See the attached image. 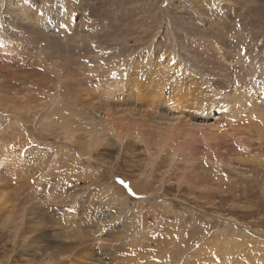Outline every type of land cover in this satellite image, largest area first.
<instances>
[{
    "label": "rangeland",
    "instance_id": "1",
    "mask_svg": "<svg viewBox=\"0 0 264 264\" xmlns=\"http://www.w3.org/2000/svg\"><path fill=\"white\" fill-rule=\"evenodd\" d=\"M263 68L264 0H0V264H264L261 119L254 105L246 122L208 114L206 85L190 89L204 74L239 99ZM150 79L192 120L180 131L152 118L180 111L155 106ZM236 139L259 151L234 154ZM68 240L71 256L52 255Z\"/></svg>",
    "mask_w": 264,
    "mask_h": 264
},
{
    "label": "bare ground",
    "instance_id": "2",
    "mask_svg": "<svg viewBox=\"0 0 264 264\" xmlns=\"http://www.w3.org/2000/svg\"><path fill=\"white\" fill-rule=\"evenodd\" d=\"M11 18V17H10ZM222 20V19H221ZM9 23V22H8ZM16 26V25H15ZM14 27V26H13ZM18 27V26H17ZM12 31H13V28L11 29ZM13 35V34H12ZM76 39V38H75ZM152 52H151V50H150V54H151ZM128 59L126 60L127 62L123 65V66H128V65H130V64H133L135 61H136V55H134V56H131L130 58L129 57H127ZM146 60H148V62L149 63H147V65L149 66V67H152V66H154V61L152 62V59H150L149 57H148V59H147V57H146ZM114 62V61H113ZM180 64H179V69H181V72L182 73H180V75L181 76H185L186 74H189V72L190 73H193V74H195V73H200L199 72V69H198V67H196V65H194V63H193V66L191 67L189 64H187L186 62H184V61H182V62H179ZM189 65V66H188ZM198 65H200V64H198ZM84 66V65H83ZM201 66V65H200ZM100 69V68H99ZM101 70V69H100ZM118 70V69H117ZM120 70V69H119ZM263 70H264V68H263ZM112 72H114V71H112ZM261 72H263V71H261ZM107 73V72H106ZM115 73H116V71H115ZM179 73V72H178ZM103 74V73H102ZM112 74V73H111ZM193 74H191V75H193ZM198 75H200L201 76V80H198L196 77H194L195 79H192V83H191V86H190V89H199L200 88V84L202 85H206L205 86V89L204 90H206L207 92V95H208V97H209V99H211V101L209 102V101H207L206 102V107L208 108V114L209 113H211L212 111H210V110H212V109H215V107H217V106H219V105H222V107L224 108V109H228L227 110V113L230 115V119L232 120V121H238V119H240V118H243L242 120H243V122H246L247 120H248V118H246L247 116H245L244 114V112H242V110H245V111H247V110H249L250 108H252L253 107V105H254V109L256 110L255 112L257 113V115L260 117L259 119H261V125L260 126H262V130L260 131V130H256V132L255 133H257L258 135H259V144H261V145H259V148L261 149L263 146H262V143H263V140H264V110L263 111H260L259 109H257V106H258V104H256V99H257V97H258V94L260 93V95H261V92L262 91H264V78L263 79H261V82H258V83H254V85H253V87H249V88H247L246 90L247 91H243V92H241V93H239V94H237V95H241V97L239 98V99H237V97L235 96V94H233V93H231V92H229V90L228 91H221V90H219V88L215 85V80L213 79V78H211V77H207V75H204V74H198ZM214 75V74H213ZM62 76V75H61ZM195 76H197L196 74H195ZM210 76V75H209ZM264 76V75H263ZM215 77V76H214ZM219 77H221L220 75L218 76V79H219ZM218 79L216 78V81H218ZM139 80V79H138ZM197 81L199 82V85H197L196 87L197 88H193L192 87V85H196L197 84ZM227 82V81H226ZM229 83V82H228ZM261 83V84H260ZM133 84H135V83H133ZM149 84H151V85H153V88H154V90L152 91V93L153 94H156L155 96H154V99H153V101H154V104H155V106L157 105L158 107H160V109L162 108V107H164V109H167V110H170L169 111V113L171 112V109H170V107H172V108H174L175 106V108L177 109V111H180V113H173V115H167L166 114V112H163V110H161V111H159V112H157L156 114L157 115H154L152 118H157V119H159L158 121V123L160 124V123H162V124H165L164 126H169V127H172V132H174V130H178V131H180L181 129H183L186 125L185 124H189V122L190 121H192V120H190V119H188V118H185V117H183L182 116V114H181V112L183 111L182 109H181V107L180 106H178V105H176V104H173V105H171L175 100H176V93H173L172 95H170V97H160L159 96V90L161 89V86H162V83L161 84H156V81H154V80H152V79H150L149 80ZM61 86V85H60ZM128 86V85H127ZM252 86V85H251ZM140 87V86H139ZM178 87V83H177V85H172L171 86V88H177ZM145 88L146 89H148V86L147 85H145ZM58 89V88H57ZM222 89V88H221ZM133 90V89H132ZM201 90V89H200ZM250 90H252L253 92H250ZM62 91V90H61ZM66 91V90H65ZM92 91V90H91ZM196 91V90H195ZM230 91H232V90H230ZM87 93H88V90L86 91ZM142 92V91H141ZM140 92V93H141ZM149 92V91H148ZM147 92V93H148ZM192 92H194V91H192ZM123 93V92H122ZM151 93V94H152ZM59 94H60V92H59ZM124 94V93H123ZM195 94V93H194ZM197 94V93H196ZM82 95V94H81ZM92 95V94H91ZM59 96V95H58ZM60 97V96H59ZM127 97V96H126ZM138 96H136L135 98H137ZM175 97V98H174ZM202 97V96H201ZM200 98V97H199ZM206 98H207V96H206ZM259 99H260V97H258ZM262 98V97H261ZM246 99H247V101H246ZM71 100V99H70ZM196 100H198V99H196ZM132 101V100H131ZM213 101V102H212ZM103 102V101H102ZM101 102V103H102ZM116 102V101H115ZM188 102V100H186V103ZM55 103V102H54ZM122 103V102H121ZM249 103V104H248ZM106 105H107V103H105ZM114 104V103H113ZM105 105V106H106ZM109 105V104H108ZM135 105V104H134ZM99 106V105H98ZM102 106V105H101ZM203 106V105H202ZM259 106H260V104H259ZM60 107V106H59ZM112 107V106H111ZM157 107V108H158ZM49 108V107H48ZM97 108V107H96ZM103 108V107H102ZM108 108V107H107ZM107 108H106V110H107ZM54 109V108H53ZM110 109V108H109ZM108 109V110H109ZM112 109V108H111ZM110 109V110H111ZM98 110V109H97ZM104 110V109H103ZM107 110V111H108ZM53 111V110H52ZM99 111H101L100 109H99ZM116 111V110H115ZM111 112V111H110ZM51 113V112H50ZM112 113V112H111ZM146 113V112H145ZM168 113V114H169ZM251 114H253V113H251ZM95 117H96V122H104V121H113L114 120V118L112 117V115L110 114H108V113H105V114H101V113H96L95 112ZM124 116V115H123ZM130 116V115H129ZM144 118V117H143ZM146 118V117H145ZM149 118V120H150V117H148ZM102 120V121H101ZM73 121V120H72ZM146 121H147V119H146ZM260 121V120H259ZM152 122V121H151ZM154 122H156V121H154ZM72 123V122H71ZM148 123V122H147ZM47 124V123H46ZM105 124V123H104ZM192 125V124H191ZM55 126V125H54ZM102 126H104V125H102ZM101 126V124H100V128L102 127ZM163 126V125H162ZM190 126V125H189ZM212 126H214V125H212ZM92 127V126H91ZM91 127H90V129H91ZM95 127H96V124H93V130L95 129ZM106 126H104V127H102V128H105ZM188 127V126H187ZM108 128V127H107ZM189 128V127H188ZM191 128V127H190ZM217 128V127H216ZM215 127H212L211 128V130H212V132H213V130H215L216 129ZM89 129V130H90ZM218 129V128H217ZM244 129H245V127H244ZM97 130V129H96ZM211 130H210V132H211ZM92 131V130H91ZM95 131V130H94ZM106 131V130H105ZM219 131V130H218ZM251 131V130H250ZM75 132V131H74ZM90 132V131H89ZM120 132V131H119ZM91 133V132H90ZM106 133V132H105ZM182 133V132H181ZM213 133H215V132H213ZM73 134V133H72ZM72 134H71V136H72ZM92 134L94 135V133L92 132ZM95 134H97V133H95ZM104 136H105V134H103ZM235 135V134H234ZM104 136H102V138L104 137ZM171 136V135H170ZM213 136V135H212ZM218 136H220V134H215V136H214V138H216L217 139V137ZM232 136V135H231ZM97 137V136H96ZM95 137V138H96ZM99 137H101V136H99ZM106 137H107V135H106ZM108 137H109V135H108ZM112 137H114V136H112ZM237 137V136H236ZM235 137V138H236ZM73 138V137H72ZM105 138V137H104ZM204 138H205V142H206V146H210V150H213V146H212V143H209L208 141H207V138L204 136ZM213 138V137H212ZM234 138V137H233ZM239 138V137H238ZM244 138V137H243ZM90 139V138H89ZM107 139V138H106ZM105 140V139H104ZM111 140V139H110ZM113 140L115 141V143H116V145H120L121 147H123V149H124V146H123V144H124V138H121V137H118V138H113ZM169 140H170V138H169ZM222 140V139H221ZM245 140V139H244ZM74 141V140H73ZM91 141V140H90ZM106 141V140H105ZM192 141V140H191ZM75 142V141H74ZM110 142V141H109ZM108 141L106 142V145H107V143H109ZM113 141H111L109 144H111ZM127 142V141H126ZM241 144V148H242V150L243 151H245V152H238L235 148H234V150L235 151H237V153H235L234 152V154H241V155H244L245 153H248V154H251V152H253V151H259V149L257 150V149H254L253 148V150H251V145L253 146V144L252 143H248V142H246V141H243V140H238V139H236V143L238 144V146L240 145L239 143ZM114 143V142H113ZM118 143V144H117ZM128 143V142H127ZM193 143V142H192ZM191 143V144H192ZM94 144V143H93ZM108 144V145H109ZM217 144V143H216ZM255 144V143H254ZM90 145V147L92 146L93 147V145H91V144H89ZM88 145V146H89ZM111 146V145H110ZM229 146V145H228ZM236 146V145H235ZM91 147V148H92ZM112 147V146H111ZM237 147V146H236ZM254 147V146H253ZM127 148V147H126ZM238 148V147H237ZM98 149V148H97ZM239 149V148H238ZM92 150V149H91ZM177 150V149H176ZM145 151H147V152H149L150 153V150H149V148L148 147H146V150ZM193 151V150H192ZM229 151V150H228ZM89 152V151H88ZM123 152V151H122ZM173 152H174V150H173ZM179 152H180V150H179ZM92 153V152H91ZM124 153V152H123ZM194 153V152H193ZM82 154V153H81ZM254 154H256V153H254ZM259 154H261V153H259ZM183 155V154H182ZM178 156H179V154H178ZM181 156V155H180ZM184 156V155H183ZM158 157H159V155H158ZM174 157V156H173ZM178 158V157H177ZM194 158V157H193ZM196 158V157H195ZM211 158V157H210ZM210 158H204V159H206L208 162L211 160ZM243 158H244V156H243ZM172 159V158H171ZM174 159V158H173ZM192 159V158H191ZM235 159V162L237 163V164H242L243 162H244V160H242V157H241V159L240 158H238V157H233V158H229L227 161H223V160H219V159H213V161H214V163H216L215 164V167H216V169H218V171H221L220 170V167H224V168H226V167H230V168H237V165H234L233 166V164H232V162L231 161H233ZM177 160V159H176ZM175 160V161H176ZM192 160H194V159H192ZM205 160V161H206ZM169 161V160H168ZM178 161V160H177ZM247 161V160H246ZM253 161V160H252ZM200 163H201V161H199ZM172 163H173V160H170V162H169V165H168V168H172ZM249 163V162H248ZM252 163V162H251ZM254 163V162H253ZM195 164V163H194ZM255 164L257 165V167H258V169L259 168H264V157H263V155L262 156H260V160H258V163H256L255 162ZM190 165V164H189ZM243 165V164H242ZM196 166H199V164L198 165H196ZM202 166V165H201ZM208 166V165H207ZM211 166V165H210ZM210 166H208V167H210ZM200 167V166H199ZM213 167V166H212ZM215 167H214V169H215ZM238 167H239V165H238ZM194 168V167H193ZM229 168V169H230ZM200 169H201V167H200ZM215 169V170H216ZM204 170V169H203ZM209 170V169H208ZM211 170H212V168H211ZM210 170V171H211ZM152 171V170H151ZM205 171V170H204ZM223 171V170H222ZM237 171V170H236ZM240 171V170H239ZM168 172H170V171H168ZM215 172V171H214ZM217 172V171H216ZM144 174V173H143ZM168 174V173H167ZM204 174V173H203ZM262 174V173H261ZM145 175V174H144ZM147 175H149V174H147ZM146 176V175H145ZM149 176H151V175H149ZM168 176V175H167ZM166 176V177H167ZM140 177H141V175H140ZM148 177V176H147ZM146 178V177H145ZM197 178V177H196ZM178 179V178H177ZM228 179V178H227ZM165 180V179H164ZM167 180V179H166ZM189 181V180H188ZM161 182V181H160ZM179 183H180V181H178ZM169 183V182H168ZM182 183V182H181ZM181 183L178 185V190H179V193L181 192L180 190L181 189H183L182 188V185H181ZM162 184V183H161ZM40 185V184H39ZM148 185V184H147ZM203 185V184H202ZM205 186V185H204ZM4 187V186H3ZM171 187V186H170ZM145 188V187H144ZM2 189V188H1ZM154 189V188H153ZM157 189V188H156ZM43 191V190H42ZM211 191V190H210ZM219 191V190H218ZM246 191V190H245ZM212 192V191H211ZM214 193V192H213ZM210 194V193H209ZM216 194V193H215ZM155 195V194H154ZM4 196V195H3ZM193 196V195H192ZM148 198V197H147ZM10 199H12V198H10ZM150 199V198H149ZM220 199V198H219ZM223 199V198H222ZM153 200V199H152ZM9 201V200H8ZM146 201V200H145ZM220 201V200H219ZM72 202V201H71ZM125 202V201H124ZM208 202V201H207ZM10 204V203H9ZM210 204V203H209ZM220 204L221 205H223V206H225V204H227V202H226V199H224V200H221L220 201ZM166 205V204H165ZM232 205V204H231ZM124 206V205H123ZM38 208V207H37ZM28 210H29V208H28ZM184 211V210H183ZM29 212V211H28ZM33 213V212H32ZM218 213V212H217ZM29 214V213H28ZM39 214V213H38ZM45 214V213H44ZM186 214V213H185ZM30 215V214H29ZM226 222H229V223H233V225H235V226H233V227H239V228H243V226H239V223H237L235 220H231V219H224ZM223 220V221H224ZM102 226V225H101ZM226 226H229V225H226ZM248 229V228H247ZM108 230V229H107ZM249 230V229H248ZM257 230V229H256ZM195 231H196V233H198V232H200V228H197L196 227V229H195ZM194 231V232H195ZM251 231V230H250ZM118 232V231H117ZM233 232H235L237 235H239V236H246L245 235V232H243L242 230H240V231H233ZM259 232V231H258ZM16 233H17V231H16ZM65 233V232H64ZM232 233V232H231ZM261 233V232H260ZM234 234V233H233ZM247 234V233H246ZM73 235V234H72ZM79 235V234H78ZM259 235V237H262L263 238V236L262 235H260V234H258ZM115 237V236H114ZM221 237V236H220ZM227 237V236H226ZM238 237V236H237ZM64 238V237H63ZM78 238V237H77ZM216 238V237H215ZM88 239V238H87ZM230 239V238H229ZM25 240V239H24ZM81 240V239H80ZM115 240V239H114ZM227 240V239H226ZM237 240V239H236ZM241 240V239H240ZM242 240H243V238H242ZM33 241V240H32ZM99 243H102V240L101 239H98L97 240ZM109 241V240H108ZM216 241V240H215ZM228 241V240H227ZM66 242V241H65ZM87 242V241H86ZM233 242V241H232ZM29 243H32V242H30L29 241ZM68 243V244H67ZM239 243V242H238ZM245 243V242H244ZM247 243H248V241H247ZM254 243V242H253ZM260 243V242H259ZM33 244V243H32ZM67 244V245H66ZM246 244V243H245ZM250 244V243H249ZM248 244V245H249ZM252 244V243H251ZM226 245V244H225ZM32 246H34V244L32 245ZM46 246V249H48V251L51 249V245H49V244H47V245H45ZM217 246V245H216ZM237 246V245H236ZM260 246H264V243H260L259 244V247ZM37 247V246H36ZM56 247V246H55ZM79 247V244H74V243H72V242H70L69 240L66 242V243H64L63 245H61L60 247H58V249L56 250V252L54 253V254H52V255H55V256H57V255H59L60 257L61 256H64V254H66L67 256H71L70 254H72V252L74 251V250H76V248H78ZM223 247V246H222ZM234 247V246H233ZM240 247V246H239ZM256 247H258V246H256ZM204 247H202V249H203ZM221 248V247H220ZM244 248V247H243ZM40 249V248H39ZM45 249V250H46ZM201 249V250H202ZM256 249V248H255ZM254 249V250H255ZM258 249V248H257ZM260 249V248H259ZM247 251H248V247H247ZM256 251V250H255ZM254 251V252H255ZM262 251L264 252V249H262ZM226 252V251H225ZM231 252V251H230ZM249 252V251H248ZM254 252H252V253H254ZM53 253V252H52ZM238 253H239V250H238ZM250 253V252H249ZM255 253H257V252H255ZM92 254V253H91ZM233 254V253H232ZM231 254V255H232ZM264 254V253H263ZM262 254V255H263ZM225 255V254H224ZM237 255H239V254H237ZM92 256L93 255H88V254H86V256H84V257H86V259H90V258H92ZM228 256V255H227ZM226 256V257H227ZM223 257V256H222ZM252 257H253V255H252ZM229 259V258H228ZM232 259V258H231ZM233 259L235 260V262H239L241 259H240V257H233ZM260 259H263L262 257H260ZM259 259V260H260ZM84 260V259H83ZM222 260H223V258H222ZM226 260V258L223 260V261H225ZM258 260V259H257ZM258 260V261H259ZM138 261V260H137ZM223 263V262H222ZM221 263V264H222ZM227 263H228V260H227ZM92 264V263H91ZM234 264V263H233ZM260 264H262V263H260Z\"/></svg>",
    "mask_w": 264,
    "mask_h": 264
},
{
    "label": "snow or ice",
    "instance_id": "3",
    "mask_svg": "<svg viewBox=\"0 0 264 264\" xmlns=\"http://www.w3.org/2000/svg\"><path fill=\"white\" fill-rule=\"evenodd\" d=\"M121 183H123V181H121Z\"/></svg>",
    "mask_w": 264,
    "mask_h": 264
}]
</instances>
